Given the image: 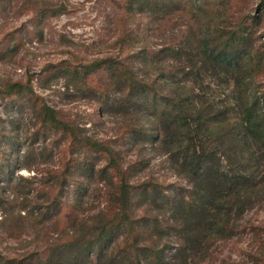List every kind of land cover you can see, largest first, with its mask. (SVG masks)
<instances>
[{
	"label": "trees",
	"instance_id": "16d2710c",
	"mask_svg": "<svg viewBox=\"0 0 264 264\" xmlns=\"http://www.w3.org/2000/svg\"><path fill=\"white\" fill-rule=\"evenodd\" d=\"M126 1L152 18L180 12L198 28L191 40L195 60H187L184 73L191 87L175 82L170 93H162L152 81L102 61L82 66L83 79L99 70L112 73L123 113L136 110L150 120V127L131 128L135 139L161 150L185 185L167 194L158 183L132 184L112 148L81 135L29 86L10 84L8 92L33 104L37 125L27 138L11 130L0 144V202L3 194L22 191L17 171H31L32 156L45 157L33 145H50L58 167L47 172L46 184L38 189L34 224L39 231L49 229L42 245L27 255L0 254V264L201 263L211 258L214 244L241 233L244 209L264 200V83L257 81L264 72V41H257L264 33L256 35L262 17L247 13L244 21L233 23L232 0ZM259 4L264 9V0ZM217 20L221 27L215 26ZM61 72L79 79L78 71ZM205 72L232 87L234 105L200 92ZM91 182L102 200L93 213L85 208L88 197L84 200ZM9 233L21 234L14 227Z\"/></svg>",
	"mask_w": 264,
	"mask_h": 264
},
{
	"label": "rangeland",
	"instance_id": "374dc122",
	"mask_svg": "<svg viewBox=\"0 0 264 264\" xmlns=\"http://www.w3.org/2000/svg\"><path fill=\"white\" fill-rule=\"evenodd\" d=\"M234 9L241 17L235 16ZM42 11L47 13L44 17ZM247 13L262 17L256 35L264 33V9L259 0H232L228 14L234 15L233 23L244 21ZM187 18L180 12L152 18L126 0H0V144L11 130L18 129L27 138L37 125L33 104L23 94L8 92V85L17 83L29 86L81 135L112 148L132 184L158 183L167 194L183 187L166 155L135 139L131 128L150 127V120L136 110L123 113L121 88L112 84V73L99 70L83 79L82 66L93 61L116 69L121 65L134 77L152 81L162 93H170L175 82L191 87V79L184 73L189 58L195 60L191 40L198 28ZM214 24L222 26L219 20ZM263 41L260 37L257 44ZM170 48L177 52L175 56ZM63 68L78 71L79 79L64 75ZM258 74L257 81L263 84L264 72ZM203 77V95L217 103L235 104L236 93L222 78L212 72ZM32 149L42 150L45 157L32 156V170L22 169L14 175L20 176L16 184L23 187L16 186L22 191L7 192L0 202V254L8 257L35 251L49 231L35 226L34 217L39 215L34 210L38 189L46 184L47 172L57 169L58 161L50 145L44 148L37 143ZM95 184H89L92 190L84 197H88L85 208L91 213L102 207ZM11 227L21 232L20 237L9 233ZM239 230V235L210 246L213 253L208 261L193 264H264V200L244 209Z\"/></svg>",
	"mask_w": 264,
	"mask_h": 264
}]
</instances>
